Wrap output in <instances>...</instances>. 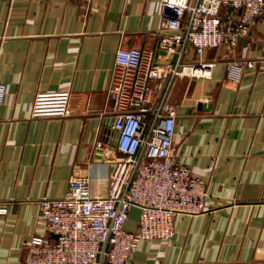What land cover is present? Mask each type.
<instances>
[{
  "label": "crops",
  "instance_id": "0c3cea01",
  "mask_svg": "<svg viewBox=\"0 0 264 264\" xmlns=\"http://www.w3.org/2000/svg\"><path fill=\"white\" fill-rule=\"evenodd\" d=\"M168 33L161 0H0V264H30L33 235L49 234L39 198L65 195L76 176L107 194L117 50L161 59ZM186 60L214 62L177 77L169 95L175 156L207 182L208 209L179 215L171 239L141 240L134 264H264V18L237 45ZM235 60H251L238 80ZM151 85L156 101L164 80ZM138 216L133 207L126 227Z\"/></svg>",
  "mask_w": 264,
  "mask_h": 264
},
{
  "label": "built area",
  "instance_id": "2783aa9c",
  "mask_svg": "<svg viewBox=\"0 0 264 264\" xmlns=\"http://www.w3.org/2000/svg\"><path fill=\"white\" fill-rule=\"evenodd\" d=\"M172 33L159 39V56L140 47H120L108 87L113 101L115 148L107 194L94 195L89 176H76L62 196L39 198L49 234L33 235L30 264H134L139 242L171 239L179 215L208 208L207 182L174 153L178 106L169 100L180 76H205L214 62L187 61L190 49L202 55L234 46L264 18V0H161ZM245 63L235 60L228 78L238 80ZM164 85L152 98L151 82ZM7 85L0 80V104ZM139 208L137 228L126 224ZM7 207L0 204V212Z\"/></svg>",
  "mask_w": 264,
  "mask_h": 264
},
{
  "label": "water",
  "instance_id": "95a60500",
  "mask_svg": "<svg viewBox=\"0 0 264 264\" xmlns=\"http://www.w3.org/2000/svg\"><path fill=\"white\" fill-rule=\"evenodd\" d=\"M173 32V31H172ZM159 52H161V53H164V51L163 50H159Z\"/></svg>",
  "mask_w": 264,
  "mask_h": 264
}]
</instances>
